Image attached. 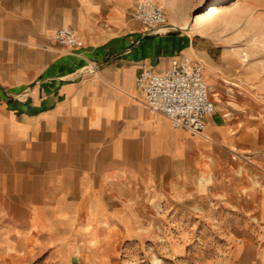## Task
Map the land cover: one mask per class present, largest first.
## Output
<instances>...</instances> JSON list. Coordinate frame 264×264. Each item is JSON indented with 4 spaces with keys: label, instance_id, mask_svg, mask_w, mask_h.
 Here are the masks:
<instances>
[{
    "label": "crops",
    "instance_id": "0c3cea01",
    "mask_svg": "<svg viewBox=\"0 0 264 264\" xmlns=\"http://www.w3.org/2000/svg\"><path fill=\"white\" fill-rule=\"evenodd\" d=\"M137 1L0 0V242L105 264L114 244L147 240L138 228L181 227L171 241L216 244L199 264H264V155L245 128L216 106L200 133L175 126L135 84L173 58L220 68L218 44L169 12L147 33ZM58 26L81 45L55 42Z\"/></svg>",
    "mask_w": 264,
    "mask_h": 264
},
{
    "label": "rangeland",
    "instance_id": "374dc122",
    "mask_svg": "<svg viewBox=\"0 0 264 264\" xmlns=\"http://www.w3.org/2000/svg\"><path fill=\"white\" fill-rule=\"evenodd\" d=\"M157 1L170 15L178 19L185 16L188 21L184 26L189 32H201L209 38L208 43L218 44L210 54L220 68L210 66V62L199 58L211 86L214 106L227 114L225 118L228 122L233 120L236 123L235 129L245 128L244 133L250 135L247 142L264 155V0ZM212 4L216 5L217 10L206 13ZM200 13L204 15L196 18ZM191 26H195V29L190 30ZM219 54H222L220 58ZM222 79L225 83H222ZM235 151L247 154L241 150ZM137 195L138 199L144 200L139 192ZM148 207V204H143L144 209ZM152 212L155 216L156 211ZM138 229V233L142 232L140 230L147 232V240L114 244L117 257L115 260H105V264H199L216 245L171 241L172 231L185 234L182 230L186 228H161L163 238L158 236L161 233L159 228ZM103 245L109 249L113 246L108 243ZM62 246L61 243L40 242L28 249L22 242L3 240L0 242V264H63L58 257V250ZM76 262L72 260L73 264Z\"/></svg>",
    "mask_w": 264,
    "mask_h": 264
},
{
    "label": "built area",
    "instance_id": "2783aa9c",
    "mask_svg": "<svg viewBox=\"0 0 264 264\" xmlns=\"http://www.w3.org/2000/svg\"><path fill=\"white\" fill-rule=\"evenodd\" d=\"M133 16L145 26L147 33L158 31L168 21V11L157 0H138ZM52 37L61 45H81L79 35L72 26L56 27ZM95 69V66L85 65L80 72L89 73ZM135 84L143 92V102L150 113L163 114L175 126L185 127L193 133H200L205 128L207 117L214 111L204 64L199 59L190 56L181 60L173 58L162 71L143 64Z\"/></svg>",
    "mask_w": 264,
    "mask_h": 264
},
{
    "label": "bare ground",
    "instance_id": "6f19581e",
    "mask_svg": "<svg viewBox=\"0 0 264 264\" xmlns=\"http://www.w3.org/2000/svg\"><path fill=\"white\" fill-rule=\"evenodd\" d=\"M216 10H217L216 5L212 4V5H210V7H209V9H208V11L206 13H211V12H214ZM203 15H204V13H200L196 18H200ZM171 16L173 17L174 20H177V19H175V17H176L175 15L171 14ZM193 29H195V26H191L190 27V30H193ZM244 56H245V54H244Z\"/></svg>",
    "mask_w": 264,
    "mask_h": 264
}]
</instances>
